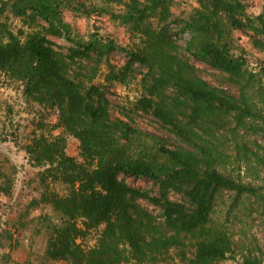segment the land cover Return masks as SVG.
Listing matches in <instances>:
<instances>
[{
	"label": "rangeland",
	"instance_id": "374dc122",
	"mask_svg": "<svg viewBox=\"0 0 264 264\" xmlns=\"http://www.w3.org/2000/svg\"><path fill=\"white\" fill-rule=\"evenodd\" d=\"M129 1L39 0L40 5L50 3L56 7L61 24L55 22L52 26L39 18H21L12 10L0 9V38L3 40L10 32L21 42L31 34L50 40L68 65V77L80 85L81 91L91 84L100 88L107 101L109 120L140 132L118 143L132 157L158 160L160 148L198 155L195 146L183 142L151 114L138 110L144 82L153 84L149 66H154L159 79L182 70L186 77L201 81L239 108L249 107L253 114L248 116L245 126L235 127L234 114L223 116L216 125L199 128L194 140L209 143L212 148L214 159L209 160V167L257 191L256 195L237 201L230 192L217 199L212 229L221 233L232 250L217 264H243L247 257L264 264V0H226L242 7L233 15L237 24L222 14L210 16L206 3L202 6L200 0H166V11L146 12L144 22L139 23L129 18ZM140 3L136 5L142 9L143 2ZM205 15L209 16L210 40L226 46L232 57L241 60L239 77L194 58V48L206 37L202 32L206 21L201 19ZM95 40L102 45L112 43L120 50L103 52L101 56L93 53L73 62L67 59L70 49H79ZM125 51L145 57L147 65L136 64L123 83L109 80V65L115 71L122 68L126 63ZM164 91L168 97L174 96L171 86ZM179 107L175 111L183 119L188 110L184 104ZM41 135L48 140H63L66 155L82 162L79 141L58 126L56 112L34 102L23 81L0 71V161L9 168L13 179L11 195L0 194V264H69L51 261L46 256L49 237L67 221L44 197H65L71 188L54 181L28 153L32 140ZM119 179L151 195L158 194L157 186L146 178L119 175ZM170 199L183 201L175 193ZM138 203L158 223L163 222L158 207L144 200ZM81 222L79 219L77 224ZM102 229L90 230L77 243L83 249L93 248ZM183 241V245L170 250L166 263L139 262L127 255L128 264H190L194 259L193 240L189 237Z\"/></svg>",
	"mask_w": 264,
	"mask_h": 264
},
{
	"label": "trees",
	"instance_id": "16d2710c",
	"mask_svg": "<svg viewBox=\"0 0 264 264\" xmlns=\"http://www.w3.org/2000/svg\"><path fill=\"white\" fill-rule=\"evenodd\" d=\"M200 1L202 6L206 3L210 16L222 14L237 24L233 15L242 8L239 4L226 0ZM140 2H143L142 9L137 7ZM129 3V18L139 23L144 22L146 12L156 14L160 9L167 10L166 0H130ZM0 9L12 10L21 18H39L51 26L55 22L61 24L56 7L50 3L40 5L39 0H0ZM208 17L201 18L206 21L202 31L206 37L194 48V58L215 70L239 77L241 60L232 57L226 46L210 40ZM116 50L120 48L112 43L102 45L95 40L80 45L79 49H70L67 59L73 62L89 58L93 53L101 56L103 52ZM125 54L126 63L122 68L115 71L109 65V80L123 83L136 64L147 65L145 57L129 51ZM148 68L153 84L144 82L138 110L151 114L183 142L195 146L198 155L167 148L158 150V160L128 155L118 145L119 140L136 137L140 132L109 120L107 101L100 88L91 84L81 91L80 85L68 77V65L50 40L31 34L21 42L10 32L3 40L0 38V71L23 81L27 95L38 105L55 111L58 126L79 141L80 163L66 155L63 140L58 138L48 140L41 135L28 147V153L48 176L71 188L65 197H44L67 221L48 239L49 260L69 264H128L130 257L139 262L166 263L170 250L183 245V239L189 237L194 248L190 264H217L232 253L221 233L212 229L217 199L224 192H230L237 201L254 196L257 191L209 167V160L214 159L212 148L209 143L199 144L194 138L199 128L214 126L223 116L234 114L235 127H243L253 113L249 107L239 108L201 81L186 77L180 66H176L180 71L161 79L156 78L154 66ZM168 86L172 87L173 97L165 94ZM182 104L188 111L180 119L175 108L179 109ZM119 175L146 178L157 186L158 194L133 188L119 179ZM12 189L11 172L0 161V194L10 196ZM172 193L180 195L183 201H172ZM140 200L158 207L163 222L158 223L145 211L138 203ZM79 219L81 225L77 224ZM99 227L103 229L96 245L83 249L78 240ZM243 264L261 263L257 258L247 257Z\"/></svg>",
	"mask_w": 264,
	"mask_h": 264
}]
</instances>
